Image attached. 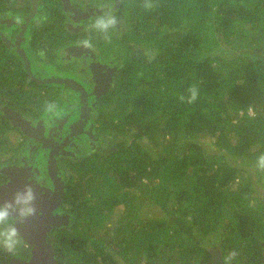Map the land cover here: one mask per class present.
I'll return each mask as SVG.
<instances>
[{
    "label": "trees",
    "instance_id": "trees-1",
    "mask_svg": "<svg viewBox=\"0 0 264 264\" xmlns=\"http://www.w3.org/2000/svg\"><path fill=\"white\" fill-rule=\"evenodd\" d=\"M120 3L115 148L73 166L61 264H264V0Z\"/></svg>",
    "mask_w": 264,
    "mask_h": 264
},
{
    "label": "flooded vegetation",
    "instance_id": "flooded-vegetation-1",
    "mask_svg": "<svg viewBox=\"0 0 264 264\" xmlns=\"http://www.w3.org/2000/svg\"><path fill=\"white\" fill-rule=\"evenodd\" d=\"M120 4V0H0V79L10 78L0 84V139H9L12 145L0 155V186L12 180L14 185L9 195L0 194V202L32 183L37 193L35 215L16 226L36 243L48 225L46 240L40 241L41 260L35 256L37 245L22 234L19 249L1 258L0 264L16 258L57 264L54 256L61 264L55 235L69 226L73 214L65 201L69 181L65 167L87 159L89 148L92 154L115 148L113 135L101 128V111L117 84L127 50L121 51L119 21L107 39L90 26L105 13L116 17ZM53 78L61 81H42ZM65 103L67 110L62 106L57 116L52 114ZM50 105L55 106L51 111ZM26 221L33 224L27 227Z\"/></svg>",
    "mask_w": 264,
    "mask_h": 264
},
{
    "label": "clouds",
    "instance_id": "clouds-1",
    "mask_svg": "<svg viewBox=\"0 0 264 264\" xmlns=\"http://www.w3.org/2000/svg\"><path fill=\"white\" fill-rule=\"evenodd\" d=\"M117 24V19L114 15L105 13L97 17L94 23L90 26L108 37L110 28H114ZM85 46H90L88 40L83 41ZM192 99H195L193 92ZM55 107L49 106V111ZM257 167L264 170V154L257 158ZM35 189L32 183L26 184L23 188L17 190L11 199L0 202V247L13 251L21 243V234L16 226L19 222L26 220L30 216L35 215ZM233 256L235 253L232 254ZM228 257L226 259H230Z\"/></svg>",
    "mask_w": 264,
    "mask_h": 264
},
{
    "label": "rangeland",
    "instance_id": "rangeland-1",
    "mask_svg": "<svg viewBox=\"0 0 264 264\" xmlns=\"http://www.w3.org/2000/svg\"><path fill=\"white\" fill-rule=\"evenodd\" d=\"M2 77V76H1ZM2 80H6V81H10V78L9 77H6V78H1L0 79V84H2ZM12 86H14V85H12ZM30 87V86H29ZM66 103H68V101H65ZM65 103V105H61V106H57V109H55V110H52L51 112H52V114L53 115H58L61 111H63L62 109H61V107L62 106H64V109L65 110H67V104ZM69 108V107H68ZM110 108V106L109 105H107L106 106V109L108 110ZM112 108V107H111ZM111 108L109 109V110H111ZM64 115H65V113L63 112V114L61 115V117L63 118L64 117ZM102 123H101V128H102V130H104L106 133L108 132L107 131V129H106V127H105V122L104 121H101ZM15 131V130H14ZM14 135H12V133H11V137H13ZM9 143H11L10 141H9V139H0V155L3 153V152H5V151H8V150H10V149H12V145H10ZM13 143L15 144L16 143V141L13 139ZM16 145V144H15ZM93 148H94V146H93ZM113 149V148H112ZM103 152V154H107V152H104L103 150L100 152V153H102ZM87 154H88V156H87V158H88V160H90V161H93L95 158H96V155H95V152L92 154V151H91V148H89V150L87 151ZM1 157V156H0ZM105 156L103 155V158H104ZM73 165V164H72ZM72 165L70 166H67V167H65L66 169H65V171H64V173H65V175H66V177L67 176H69V175H73V174H75V173H77L76 171H75V169L72 167ZM74 167H76V165L74 164L73 165ZM76 168H78V167H76ZM62 174H63V172H62ZM63 176H64V174H63ZM65 178V177H64ZM77 191H79V190H77ZM80 192V191H79ZM262 197H264V189H263V193H262ZM66 231V230H65ZM116 235V234H115ZM55 237H57V234L55 235ZM210 240H211V242H209V241H207L206 243H205V246H208L209 247V249L212 251V254H214V256L212 257V262L211 263H209V264H218V260L220 259V258H222V251H221V247H220V245L218 244V242H215V240H213V238H210ZM57 244H58V242H56ZM2 249H4L5 251L7 250V249H5V248H3L2 247ZM214 251V252H213ZM201 257V256H200ZM121 263L122 264H127V261H125L124 259H122L121 258ZM220 261V260H219ZM219 264H223V262L222 261H220V263Z\"/></svg>",
    "mask_w": 264,
    "mask_h": 264
},
{
    "label": "water",
    "instance_id": "water-1",
    "mask_svg": "<svg viewBox=\"0 0 264 264\" xmlns=\"http://www.w3.org/2000/svg\"><path fill=\"white\" fill-rule=\"evenodd\" d=\"M30 73H31V75H33V72L30 70ZM42 81H44V82H59V81H61V80H59V79H46V80H42ZM16 186V185H15ZM13 188H14V185H13V180H12V182H10L9 184H6V185H1L0 186V194H2V193H6V194H10L11 193V190H13ZM53 222L55 223L56 221L55 220H53ZM26 224H27V227H29L31 224H33L32 222H30V221H26ZM58 225V224H57ZM48 227V225H46L45 226V228H44V230H43V235H42V237L41 238H37L38 239V242H40V241H45L46 240V233H45V230H46V228ZM20 234L22 235L23 233H21V231H20ZM24 235V234H23ZM22 235V236H23ZM24 237H25V239L27 240V241H29V242H31L32 244H35V245H37V248L35 249L36 250V254H35V256L38 258V260H41L42 259V256H41V254H42V252H43V248L41 247V243L42 242H40L39 244H38V242H36V243H34L33 241H31V237H29L28 235H24ZM47 248H48V252L50 253V255L53 257L54 256V251H53V248H52V245L50 244V243H48L47 245ZM54 260L56 261V263L58 264V262H57V260L55 259V256H54ZM45 261V260H44ZM10 264H32V262H29V261H26V260H24V259H21V258H16V259H14V261H12ZM41 264V263H40Z\"/></svg>",
    "mask_w": 264,
    "mask_h": 264
},
{
    "label": "bare ground",
    "instance_id": "bare-ground-1",
    "mask_svg": "<svg viewBox=\"0 0 264 264\" xmlns=\"http://www.w3.org/2000/svg\"><path fill=\"white\" fill-rule=\"evenodd\" d=\"M36 195H37V193H36ZM22 224H23V222H22ZM22 224H21V225H22Z\"/></svg>",
    "mask_w": 264,
    "mask_h": 264
}]
</instances>
